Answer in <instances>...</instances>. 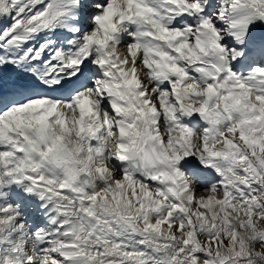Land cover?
Segmentation results:
<instances>
[{"label": "snow or ice", "instance_id": "snow-or-ice-1", "mask_svg": "<svg viewBox=\"0 0 264 264\" xmlns=\"http://www.w3.org/2000/svg\"><path fill=\"white\" fill-rule=\"evenodd\" d=\"M0 264H264V0H0Z\"/></svg>", "mask_w": 264, "mask_h": 264}]
</instances>
